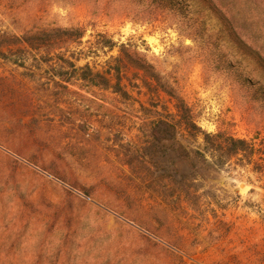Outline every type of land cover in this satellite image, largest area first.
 <instances>
[{"label":"rangeland","instance_id":"374dc122","mask_svg":"<svg viewBox=\"0 0 264 264\" xmlns=\"http://www.w3.org/2000/svg\"><path fill=\"white\" fill-rule=\"evenodd\" d=\"M175 1L264 96V0ZM55 28L77 31L67 52L1 50L0 264H264L263 178L232 167L191 182L190 140L146 148L141 106L174 112L171 101L127 82L132 100L124 101L86 86L79 71L66 84L51 68L66 66L63 56L106 72L118 48L99 49V36L131 40L205 132L264 143V106L207 68L202 49L179 43L146 3L0 0L6 44ZM136 73L126 71L132 82ZM188 184L192 199L179 198Z\"/></svg>","mask_w":264,"mask_h":264},{"label":"trees","instance_id":"16d2710c","mask_svg":"<svg viewBox=\"0 0 264 264\" xmlns=\"http://www.w3.org/2000/svg\"><path fill=\"white\" fill-rule=\"evenodd\" d=\"M131 1H135L138 5L146 3L157 17L167 21L168 26L179 38V43L183 45L184 41H190L202 49L204 65L207 68L223 75V78L229 81L232 87L237 88L247 97L253 96L259 101L260 106H264V96L261 94L258 98L255 85L247 80L238 68L225 60L220 47L211 41L204 25L189 18L185 5L175 0ZM76 32L71 28L33 31L31 35H24L22 38L14 37V42H10V44L3 42L4 34H0V59H7L5 53L1 51L3 47L22 44L28 45L34 52L45 50L46 47L48 49L46 51L49 53L67 52L73 43L72 39L75 38L73 35ZM76 36L79 39L82 34L78 32ZM97 45L99 49H106L109 52L118 48V55L110 58L111 65L106 72H92L88 65L76 69L69 60L61 56L59 60L66 66L57 70L51 68L57 79L68 84L75 77V72L79 71L77 77L83 84L105 91L109 90L124 101L132 100V96L126 91L124 82L132 85V88L145 89L153 98L160 99L162 95L166 97L171 101L174 112H171L165 105L159 108L155 104L150 109L141 106V112L147 118L148 123L145 132L146 148L150 150L155 143L166 139L190 140L191 144H187V148L183 149L186 157L191 160L192 172L189 176L191 182L204 181L205 174L210 171H229L228 169H232V167L233 170L238 168L250 170L254 175L264 179L263 142L257 145L253 141L237 138L222 131L215 133L203 131L198 126V117L185 102L177 85L157 72L153 65L145 60L144 55L138 51L137 44L131 40L124 44H117L106 36H99ZM42 59L38 60L39 64L50 63L48 57ZM129 69L137 71L134 82L127 77L126 71ZM64 78L65 80H62ZM198 139L201 140L200 144H197ZM189 191V184L181 186L179 198L191 200L193 196Z\"/></svg>","mask_w":264,"mask_h":264}]
</instances>
